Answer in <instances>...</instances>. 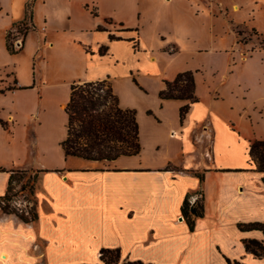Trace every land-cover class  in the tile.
Here are the masks:
<instances>
[{
	"label": "crops",
	"instance_id": "crops-1",
	"mask_svg": "<svg viewBox=\"0 0 264 264\" xmlns=\"http://www.w3.org/2000/svg\"><path fill=\"white\" fill-rule=\"evenodd\" d=\"M24 1L17 14H0L3 55L8 57L0 65V95L13 101L10 108L0 107V119L7 122L6 128L0 126V196L14 170L45 171L35 184V221L24 222L0 209V264H104L101 248H118L121 260L145 264H228L227 260L264 264V256H254L243 243L256 239L264 245L262 231L238 227L264 224V173L254 169L248 155L250 140H264V60L260 59L261 77L251 81L250 72L241 74L237 64L253 56L237 60L227 45L191 47L187 32L169 41L156 33L157 43L148 45L132 29L136 23L111 12L122 8L124 0H104L111 11H103L95 0ZM29 1L30 28L22 35L21 47L11 53L6 34L25 19ZM136 14L142 17L141 12ZM109 34L119 39H110ZM57 37L70 42L58 49L65 60L84 58L89 63L86 76L67 81V88L72 82L112 80L105 74L91 75L98 64L93 60L119 63L134 58L137 63L128 67V73L138 81V91L155 97L159 108L174 111L175 121L163 118L177 156L153 165L110 166L115 160L107 166L71 164L67 159L100 161L66 157L61 148L60 157L52 158L32 128L22 136L18 145L22 150L16 151L12 137L21 107L14 99L29 93L42 100L48 85L44 66L52 62L48 53L57 48ZM28 45L33 58L30 76L19 69ZM141 68L150 72L154 83L141 79ZM187 70L193 73L195 99H161L158 93L165 81ZM66 101L67 96L62 106ZM184 104L188 110L180 122L179 108ZM197 173L203 176L201 181ZM200 194L203 215L190 230L180 207L186 195L191 203Z\"/></svg>",
	"mask_w": 264,
	"mask_h": 264
},
{
	"label": "rangeland",
	"instance_id": "rangeland-1",
	"mask_svg": "<svg viewBox=\"0 0 264 264\" xmlns=\"http://www.w3.org/2000/svg\"><path fill=\"white\" fill-rule=\"evenodd\" d=\"M95 1L103 11L112 10L110 7L107 8L104 0ZM166 1L124 0L122 8H114L111 12L122 13L127 20L136 23L132 29L137 30L138 37H141L148 45L157 43L156 33L165 36L166 41H169L174 38L181 39L182 34L187 32L190 36L188 46L207 48L214 43H220L227 45V50L236 52L237 60L253 56L248 62L238 61L239 72L241 74L250 72L251 75L248 77L251 81H254V78L257 81L258 76L261 77L259 68L260 59L264 60V0ZM24 2V0H0V14L6 12L17 14L21 8L24 9ZM29 4L31 5L30 1ZM137 12H141L142 17L138 16ZM25 23L19 25V36L25 34V27L27 31L30 28L27 20ZM108 24H113V21ZM112 26L114 29L119 28L116 25ZM157 39L159 40V37ZM12 41L13 37L9 33L7 43L12 44ZM3 43L4 36L0 31V65L6 63L8 58L6 54L3 55ZM69 43L67 39L57 37L55 40L57 48L48 53L51 55L52 62L44 66V69H47L45 77L48 85L44 87L42 100L31 98L29 93H22L21 96L14 99V102L19 103L18 105L21 107L18 120L20 122L15 123L16 132L12 137L16 151L22 150L21 146H18L19 143H23L21 142L22 136L24 132L32 128L40 146H45L50 150L52 158L60 157V142L66 134V114L61 100L66 96L68 99L70 84L67 88V81L86 76V68L89 64L84 58L70 60L68 58L66 60L70 63L66 62L58 49L64 48ZM81 48L83 53L88 52L86 47ZM11 49L15 50L12 46ZM46 51L48 52L45 50L44 53ZM31 53L32 45H28L26 53L22 55L19 63L20 71L26 76H30L32 73L33 58ZM93 62L98 64L95 68H91L93 70L91 75L105 74L112 78L110 83L119 98L121 107L135 110L139 127L141 146L139 154L118 157L110 166L113 164L129 166L162 164L164 161L176 157L178 148L174 145V139L167 136L168 123H165L166 118H163L166 116L172 122L175 121L174 111L168 107L159 108V102L155 97L151 94L144 96L138 91V81L128 73V67L136 65V60L130 58L119 63L109 60H104L101 63L96 60ZM141 71V79L146 80L149 84L154 83L155 78L150 75V72L145 73L144 68H141ZM11 98L9 95H0V107L10 108L11 102H13ZM67 162L71 164L88 163L95 166H107L108 164L105 161L93 163L76 158H69ZM13 176L11 190L13 194L8 202L9 207L17 213L27 214L29 207L33 206V199L28 197L27 191L21 190V185L27 180L28 174L14 170Z\"/></svg>",
	"mask_w": 264,
	"mask_h": 264
},
{
	"label": "trees",
	"instance_id": "trees-1",
	"mask_svg": "<svg viewBox=\"0 0 264 264\" xmlns=\"http://www.w3.org/2000/svg\"><path fill=\"white\" fill-rule=\"evenodd\" d=\"M30 4L26 5L25 19L13 24L19 31V25L26 24L30 18ZM100 29V27H99ZM27 28L25 27V32ZM6 47L10 52L11 44ZM110 39H119L109 34ZM135 46V43H134ZM104 48L99 54L104 53ZM194 81L193 73L189 70L179 72L173 80H166L165 87L159 91L161 99H187L193 101ZM66 114V134L60 142L64 156L78 157L89 161L110 162L120 156L137 155L141 149L139 142V128L135 110L123 108L119 105L117 95L114 93L111 83L107 79L72 82L69 87L68 99L63 108ZM188 104L179 108V121L182 122ZM0 125L7 127V122L0 119ZM248 155L254 165V169L264 173V140L252 139L248 144ZM42 169L20 170L28 174L27 180L21 185V190L27 191L28 197L34 198V187ZM200 181L203 176L197 173ZM14 180L13 174L9 176L6 192L0 196V209L5 213L16 214L22 221H35L37 214L34 205L29 207L27 214L17 213L9 207V200L12 198L11 190ZM201 193V192H200ZM190 195H186L182 201L181 216L187 223L190 230L194 227L197 217L203 215V196L200 194L192 203ZM239 229H258L264 235V224L261 222L239 223ZM247 251L256 257L264 256V245L256 239L243 241ZM99 258L104 264H145L140 260L122 259L118 248H101ZM228 264H238L230 262Z\"/></svg>",
	"mask_w": 264,
	"mask_h": 264
},
{
	"label": "built area",
	"instance_id": "built-area-1",
	"mask_svg": "<svg viewBox=\"0 0 264 264\" xmlns=\"http://www.w3.org/2000/svg\"><path fill=\"white\" fill-rule=\"evenodd\" d=\"M11 33H13L15 36H17V37L14 38V40L12 41L11 46H12L13 49L18 50V49L21 47V45H22V35H23V34H21V35L19 36L20 32L18 31V29H17L16 27H14V28L11 29L10 34H11ZM195 199H196V198H195ZM195 199H192V200H191V203H192Z\"/></svg>",
	"mask_w": 264,
	"mask_h": 264
}]
</instances>
